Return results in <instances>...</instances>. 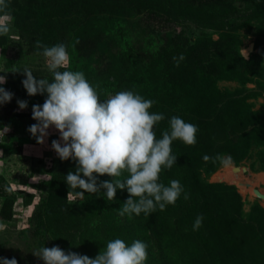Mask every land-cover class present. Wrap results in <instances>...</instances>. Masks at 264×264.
I'll list each match as a JSON object with an SVG mask.
<instances>
[{
    "label": "rangeland",
    "instance_id": "1",
    "mask_svg": "<svg viewBox=\"0 0 264 264\" xmlns=\"http://www.w3.org/2000/svg\"><path fill=\"white\" fill-rule=\"evenodd\" d=\"M8 3L13 20H0L11 25L0 36V69L29 68L51 81L35 42L64 43L70 64L61 70L83 72L101 101L124 90L155 101L150 111L165 116L155 126L158 139L172 116L198 132L195 145L173 141L176 165L160 175L166 186L180 181L190 198L182 194L151 216L121 217L126 189L117 190L115 200L87 193L81 200L79 189H68L65 176L76 163L52 150L59 133L50 128L39 145L27 131L37 123L32 106L43 105L46 94L28 96L24 75L8 73L0 85L14 94L0 105V257L43 264L32 253L59 246L95 258L120 238L147 243L146 264H264V198L255 193L264 195V0ZM181 55L177 67L173 57ZM18 100L27 101V109L20 110ZM217 154L230 163L203 159ZM111 179L97 178L98 184ZM201 214L202 227L193 231Z\"/></svg>",
    "mask_w": 264,
    "mask_h": 264
},
{
    "label": "clouds",
    "instance_id": "2",
    "mask_svg": "<svg viewBox=\"0 0 264 264\" xmlns=\"http://www.w3.org/2000/svg\"><path fill=\"white\" fill-rule=\"evenodd\" d=\"M0 20H13L8 0H0ZM10 27V23H0V36L6 35ZM34 47L38 50L37 55L45 58L52 80L37 79L31 69L19 71L13 65L0 69V73H4L0 75V85L7 82L8 73L19 72L25 77L22 85L28 96L46 94L43 105L32 106V119L37 123L29 126L27 131L39 145L45 143L50 128L59 133V139L52 141L51 148L61 161L76 163L75 172L69 171L64 181L68 189H79L75 192L76 197L83 200L85 193L102 194L108 200H115L117 190L126 189L129 198L118 212L121 217L127 215L129 219L141 213L151 216L157 209L163 211L167 206L175 205L182 194L185 200L190 198L180 181L171 180L166 186L160 182V175L163 170L176 165L173 141L179 140L188 146L197 143L198 127L195 124L172 116L169 129L164 130L158 139L155 126L165 116L150 111L155 101L131 90L119 91L101 101L96 88L83 72L61 70L70 64L66 44L46 46L37 40ZM243 50L247 59L248 51ZM183 59V55L173 57L177 67ZM13 95L0 87V105L9 103ZM17 104L20 110L28 107L27 101L18 100ZM2 129L6 133L10 131L9 127ZM203 159L225 165L230 163V158L225 159L219 154L215 157L205 155ZM124 173H127L124 180L115 179ZM105 175L111 177V181L98 184L97 178ZM70 195L73 192L68 191ZM203 219L202 214L196 217L193 231L202 227ZM2 227L4 225L0 224ZM32 254L43 264H146L148 244L139 239L130 245L123 239H112L95 258L65 252L59 246H43ZM0 264L18 262L14 257H0Z\"/></svg>",
    "mask_w": 264,
    "mask_h": 264
},
{
    "label": "trees",
    "instance_id": "3",
    "mask_svg": "<svg viewBox=\"0 0 264 264\" xmlns=\"http://www.w3.org/2000/svg\"><path fill=\"white\" fill-rule=\"evenodd\" d=\"M31 1V0H30ZM220 27H221V25L219 26H212V28H214V29H220ZM206 111V110H205ZM199 161H201V160H199ZM212 170H211V172H213L214 170H216V168H217V166H215V167H213L212 168V166L210 167ZM262 169L264 170V164L262 165Z\"/></svg>",
    "mask_w": 264,
    "mask_h": 264
},
{
    "label": "water",
    "instance_id": "4",
    "mask_svg": "<svg viewBox=\"0 0 264 264\" xmlns=\"http://www.w3.org/2000/svg\"><path fill=\"white\" fill-rule=\"evenodd\" d=\"M255 193L258 197L264 198V195H262L259 190H255Z\"/></svg>",
    "mask_w": 264,
    "mask_h": 264
},
{
    "label": "bare ground",
    "instance_id": "5",
    "mask_svg": "<svg viewBox=\"0 0 264 264\" xmlns=\"http://www.w3.org/2000/svg\"><path fill=\"white\" fill-rule=\"evenodd\" d=\"M239 186H241V185H239Z\"/></svg>",
    "mask_w": 264,
    "mask_h": 264
}]
</instances>
